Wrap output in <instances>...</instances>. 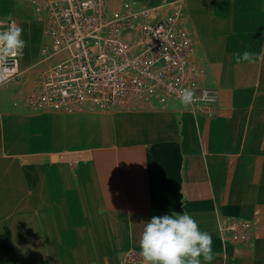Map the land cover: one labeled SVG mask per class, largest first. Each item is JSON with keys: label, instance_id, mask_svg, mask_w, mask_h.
I'll return each mask as SVG.
<instances>
[{"label": "crops", "instance_id": "obj_1", "mask_svg": "<svg viewBox=\"0 0 264 264\" xmlns=\"http://www.w3.org/2000/svg\"><path fill=\"white\" fill-rule=\"evenodd\" d=\"M178 1L203 81L217 91L213 115L172 98L35 113L0 91V264H121L140 252L144 222L173 211L212 235V264H264V0ZM4 17L24 30L22 74L42 70L43 23L31 5L0 0ZM244 52L254 59L237 63ZM229 218L249 222L252 244L222 240Z\"/></svg>", "mask_w": 264, "mask_h": 264}, {"label": "built area", "instance_id": "obj_2", "mask_svg": "<svg viewBox=\"0 0 264 264\" xmlns=\"http://www.w3.org/2000/svg\"><path fill=\"white\" fill-rule=\"evenodd\" d=\"M26 1L43 23L40 61L45 67L36 87L22 98L32 110L165 107L169 98L178 100L180 90L190 87L196 99L189 109L214 114L217 91L203 81V60L178 0L155 6L124 0L119 7L109 0ZM5 18L10 17L0 19ZM9 65L14 71L4 83L22 73L19 57H10ZM219 232L224 242H253L250 224L241 218L226 219ZM121 264L143 260L130 249Z\"/></svg>", "mask_w": 264, "mask_h": 264}, {"label": "clouds", "instance_id": "obj_3", "mask_svg": "<svg viewBox=\"0 0 264 264\" xmlns=\"http://www.w3.org/2000/svg\"><path fill=\"white\" fill-rule=\"evenodd\" d=\"M23 29L10 18L0 19V84L8 73L14 71L9 65L10 57L23 56L27 41L22 39ZM237 63L252 61L254 53H234ZM177 99L187 111L195 102L192 88L180 90ZM181 208L185 202L181 199ZM131 215V214H129ZM213 238L202 231L195 218L187 211H173L170 215L153 216L144 222L139 238V255L143 264H212L215 256Z\"/></svg>", "mask_w": 264, "mask_h": 264}, {"label": "rangeland", "instance_id": "obj_4", "mask_svg": "<svg viewBox=\"0 0 264 264\" xmlns=\"http://www.w3.org/2000/svg\"><path fill=\"white\" fill-rule=\"evenodd\" d=\"M121 0H109L112 5H117ZM22 71V69L20 68ZM30 76H24L22 73L15 78L9 79L4 84L0 85V91H6L5 97L8 99V102L12 105L24 104L21 99L33 88L36 87L35 78L40 74L42 70L39 68L33 69ZM21 98V99H20ZM25 105V104H24ZM35 113L42 112H55V110H41L33 111Z\"/></svg>", "mask_w": 264, "mask_h": 264}, {"label": "bare ground", "instance_id": "obj_5", "mask_svg": "<svg viewBox=\"0 0 264 264\" xmlns=\"http://www.w3.org/2000/svg\"><path fill=\"white\" fill-rule=\"evenodd\" d=\"M26 33V32H25ZM28 39V38H27ZM25 56H26V54H25ZM22 58V57H21ZM26 63V62H25Z\"/></svg>", "mask_w": 264, "mask_h": 264}]
</instances>
